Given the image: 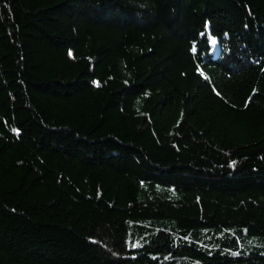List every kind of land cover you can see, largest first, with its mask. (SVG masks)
I'll return each instance as SVG.
<instances>
[{
    "label": "trees",
    "instance_id": "trees-1",
    "mask_svg": "<svg viewBox=\"0 0 264 264\" xmlns=\"http://www.w3.org/2000/svg\"><path fill=\"white\" fill-rule=\"evenodd\" d=\"M0 264H264V0H0Z\"/></svg>",
    "mask_w": 264,
    "mask_h": 264
},
{
    "label": "clouds",
    "instance_id": "clouds-1",
    "mask_svg": "<svg viewBox=\"0 0 264 264\" xmlns=\"http://www.w3.org/2000/svg\"><path fill=\"white\" fill-rule=\"evenodd\" d=\"M141 7H143V5H141Z\"/></svg>",
    "mask_w": 264,
    "mask_h": 264
}]
</instances>
